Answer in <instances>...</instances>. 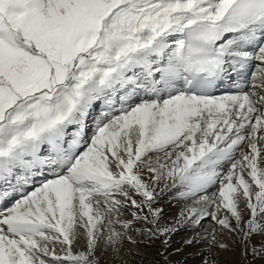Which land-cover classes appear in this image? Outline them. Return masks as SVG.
<instances>
[{
	"label": "bare ground",
	"instance_id": "1",
	"mask_svg": "<svg viewBox=\"0 0 264 264\" xmlns=\"http://www.w3.org/2000/svg\"><path fill=\"white\" fill-rule=\"evenodd\" d=\"M235 3L0 0V79L9 82L28 73L31 55L18 61L20 48L54 61L50 37L62 24L75 36L112 35L84 42L63 80L57 68L43 81V95L60 91L54 104L9 113L23 119L0 134V264H264V49L234 66L255 64L252 79L239 80L230 55L203 47L224 68L221 84L239 89L204 99L165 90L175 87L169 75L161 85L183 29L229 23ZM226 29L212 40L223 43ZM83 63L92 74L73 81Z\"/></svg>",
	"mask_w": 264,
	"mask_h": 264
},
{
	"label": "rangeland",
	"instance_id": "2",
	"mask_svg": "<svg viewBox=\"0 0 264 264\" xmlns=\"http://www.w3.org/2000/svg\"><path fill=\"white\" fill-rule=\"evenodd\" d=\"M60 27H61L60 30L57 32V34H55L56 36L50 37V38H54V39H52V41H50L51 50H52V53L54 55V57H53L54 63L50 62V61H52L50 54H49L50 56H48L41 51H38V50L34 51V48L32 46H31L30 50L27 51V53H25L24 49L20 48L18 50L19 53L18 52L16 53L19 57H21V58H17L18 61H25V59L23 57L26 54L31 55V61L29 63L25 64V66L27 67L28 73L24 74L23 76L15 77L12 80L13 82H9V80H6V79H0V93H2V97H4V102L2 105H0V134L3 131L4 126L8 123L11 125H16L17 127L22 124L21 120L23 119V116L19 117V118H15L12 115H9V113H11L13 111L14 114L18 115V110H16V109L22 107L23 103H24V105H26L25 111L27 112L26 113V115H27L31 112V110H29L31 107L33 108L36 105L42 106V104L51 105V104H54L55 101L58 100L59 96H61L60 91H56L54 94L51 95V97H47L46 95L42 94V93H44L42 91L44 89H46V87H44L41 84L43 83V81L45 82V81L49 80L54 74L57 76L58 75L57 74V68L59 69V71L61 73V74L59 73L60 74L59 80H63V78H64L63 75H64V73H66V68H65L66 65H68L73 58H77L78 56L82 55V53L86 49L85 48L86 41H88L87 43L93 47V46H98V44H96V43L100 41V38L103 37L104 41L109 42L110 38L112 37V35H110V34H105L103 36V33L100 31V29H98V30H90L88 33L89 35H87V38H88L87 39V38H85V36L84 37L83 36L80 37L78 35L75 36V33L69 32L68 31V29L70 27L69 23L65 24V25L62 24V25H60ZM126 40H128V39H124V41H126ZM84 42H85V44H84ZM92 47H89V51L92 50ZM26 49L28 50V48H26ZM96 51H97V49H96ZM96 51H94V52H96ZM16 54H13V55H16ZM103 62H106V60H103L101 62V64L97 66L98 69L100 67H102L103 65H106V64H102ZM81 65L84 67H82L81 70H79L75 73L76 75H74L73 81L77 80L76 76L78 74H80L79 76H81V77H79L80 81L85 80V77L88 78V75L90 76L92 74L91 69H93V68L89 67L87 65V63H83ZM51 67H52V69H51ZM84 71L86 72V74H82ZM71 82L69 83V85H73V84L75 85V83H76V82H72V83ZM62 89H63V90H61L62 94L63 93L67 94V92L64 91V88H62ZM41 102H42V104H41ZM20 110L23 112L22 109H20ZM26 115H24L25 118H27ZM92 124H94V121H91V125L87 124L86 129H88V125H89V127L94 128ZM0 150H3L0 153L4 152V149L0 148ZM198 159H200V158H197L196 162H198ZM181 177L178 179V181L175 182L176 184L175 183L173 184V186H179L183 183V182H181L179 184V180H181ZM38 185L39 184L31 186L23 194L28 193L30 196V194L36 190V187H38ZM23 194L18 195L14 200L16 201L17 198L19 199L20 196ZM25 197L26 196L21 197L20 199H23V198L25 199ZM13 205H14V203H13ZM13 205H11V207ZM8 208L10 209V207H8ZM0 212H2V211H0ZM28 216H30V215H28ZM207 216H208L207 220H211V218H213L211 211H208ZM251 236H253V237L258 236V232L253 233ZM21 237L22 236H19V238H20L19 240L20 241L24 240V238L23 237L21 238ZM51 243H53V241ZM46 244H47V242H46ZM0 245H2L3 247L5 246L3 243H0Z\"/></svg>",
	"mask_w": 264,
	"mask_h": 264
}]
</instances>
